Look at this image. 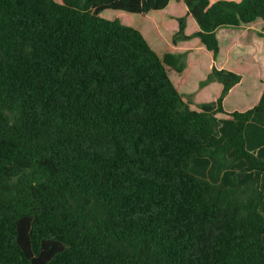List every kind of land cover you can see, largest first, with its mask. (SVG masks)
<instances>
[{"label":"trees","instance_id":"trees-1","mask_svg":"<svg viewBox=\"0 0 264 264\" xmlns=\"http://www.w3.org/2000/svg\"><path fill=\"white\" fill-rule=\"evenodd\" d=\"M252 121L264 0H0V264H264Z\"/></svg>","mask_w":264,"mask_h":264},{"label":"crops","instance_id":"crops-1","mask_svg":"<svg viewBox=\"0 0 264 264\" xmlns=\"http://www.w3.org/2000/svg\"><path fill=\"white\" fill-rule=\"evenodd\" d=\"M247 138L249 140L248 145L253 149L252 152L255 155L264 153V142L261 141L264 139V122L252 121L248 125Z\"/></svg>","mask_w":264,"mask_h":264},{"label":"rangeland","instance_id":"rangeland-1","mask_svg":"<svg viewBox=\"0 0 264 264\" xmlns=\"http://www.w3.org/2000/svg\"><path fill=\"white\" fill-rule=\"evenodd\" d=\"M211 3H214L216 1H219V0H209ZM225 1H233V2H236L238 0H225ZM252 28V29H251ZM250 29H247L248 32H253V31H257V32H260L261 31V27H259V25H254V26H251Z\"/></svg>","mask_w":264,"mask_h":264}]
</instances>
